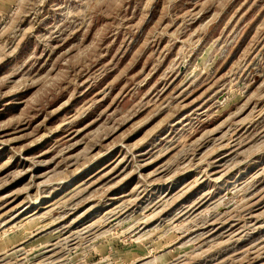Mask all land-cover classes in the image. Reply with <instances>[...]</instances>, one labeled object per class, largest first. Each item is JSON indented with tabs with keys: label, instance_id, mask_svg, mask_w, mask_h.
I'll return each mask as SVG.
<instances>
[{
	"label": "rangeland",
	"instance_id": "374dc122",
	"mask_svg": "<svg viewBox=\"0 0 264 264\" xmlns=\"http://www.w3.org/2000/svg\"><path fill=\"white\" fill-rule=\"evenodd\" d=\"M0 264H264V0H0Z\"/></svg>",
	"mask_w": 264,
	"mask_h": 264
},
{
	"label": "bare ground",
	"instance_id": "6f19581e",
	"mask_svg": "<svg viewBox=\"0 0 264 264\" xmlns=\"http://www.w3.org/2000/svg\"><path fill=\"white\" fill-rule=\"evenodd\" d=\"M223 167V166H222ZM231 167V166H230ZM187 190V189H186ZM72 196V195H71ZM246 208V207H245ZM181 216V215H180ZM253 218V217H252ZM258 254V253H257Z\"/></svg>",
	"mask_w": 264,
	"mask_h": 264
}]
</instances>
